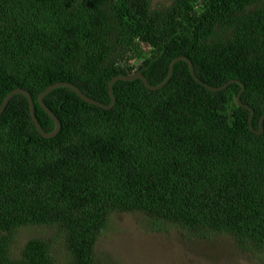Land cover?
I'll return each instance as SVG.
<instances>
[{
    "label": "trees",
    "instance_id": "trees-1",
    "mask_svg": "<svg viewBox=\"0 0 264 264\" xmlns=\"http://www.w3.org/2000/svg\"><path fill=\"white\" fill-rule=\"evenodd\" d=\"M178 57L264 115V0H0V106L28 92L45 133L55 125L38 96L56 83L110 104L116 76L140 72L158 86ZM133 58L129 64L128 59ZM240 86L196 83L179 61L161 89L118 81L104 110L68 88L44 104L59 133L37 132L27 99L0 116V264H97L95 246L114 214H141L153 232L231 236L264 254V121L249 128ZM36 227L13 253L18 232ZM259 259V257H258Z\"/></svg>",
    "mask_w": 264,
    "mask_h": 264
},
{
    "label": "rangeland",
    "instance_id": "rangeland-1",
    "mask_svg": "<svg viewBox=\"0 0 264 264\" xmlns=\"http://www.w3.org/2000/svg\"><path fill=\"white\" fill-rule=\"evenodd\" d=\"M165 0H154L163 3ZM134 62L133 58L128 63ZM55 232L30 227L16 236L13 253L17 255L30 238L48 240ZM54 244L56 264L65 255ZM97 264H264V254H251L241 250L228 235L211 239L187 237L177 228L153 232L141 214H114L104 234L95 246ZM259 257V259H258Z\"/></svg>",
    "mask_w": 264,
    "mask_h": 264
},
{
    "label": "water",
    "instance_id": "water-1",
    "mask_svg": "<svg viewBox=\"0 0 264 264\" xmlns=\"http://www.w3.org/2000/svg\"><path fill=\"white\" fill-rule=\"evenodd\" d=\"M179 61H183L185 63H187L188 65V69H189V72H190V75L192 76V78L194 79V81L196 83H199L201 85H203L206 89L210 90V91H214V92H218V91H222L224 89H226L229 85H231L232 83H236L237 85L240 86V91L236 97V104L237 106L239 107H242L246 110H248L250 112V116H249V128L251 130L252 133H254L255 135H261L262 132H263V129H262V125H263V121H264V115L263 117L260 119V122H259V129L258 130H254L253 127H252V119H253V115H254V112L252 109H250V107L244 105L242 102H241V96L244 92V86L243 84H241L240 82L238 81H229L227 82L226 84H224L222 87H219V88H214V87H210V86H207L205 84H203L196 76H195V72H194V69H193V65L191 63L190 60H188L186 57H178L176 59H174L170 66H169V70H168V75L166 77V79L161 83L159 84L158 86H151L147 79L140 73V72H135V73H132L130 75H124V76H116L114 78H112L109 82V85H108V92H109V97H110V104L109 105H104L100 102H97L93 99H90L88 98L87 96H85L84 94H82L74 85L70 84V83H56V84H53L49 87H47V89H45L39 96H38V104L40 105V107L44 110V112L48 115V117L53 121L54 125H55V128L52 132L50 133H45L37 118H36V114H35V110H34V103H33V100L30 96V94L28 92H26L25 90H22V89H16L12 92H10L3 100L1 106H0V116L2 115V113L5 111L9 101L15 96V95H23L27 101H28V105H29V113H30V117L32 119V122L37 130V132L39 133V135L44 138V139H51L53 137H55L59 131H60V122L58 121V119L56 118V116L50 111V109L44 104V101L43 99L52 91L56 90V89H59V88H68L70 89L71 91H73L82 101H84L85 103L87 104H90V105H93V106H97L101 109H104V110H110L113 106H114V103H115V99H114V94H113V86L116 82L118 81H123V82H130V81H133V80H136V79H139L142 81L144 87L148 90V91H156V90H159L161 89L163 86H165L168 81L171 79V76H172V73H173V68L174 66L179 62Z\"/></svg>",
    "mask_w": 264,
    "mask_h": 264
}]
</instances>
